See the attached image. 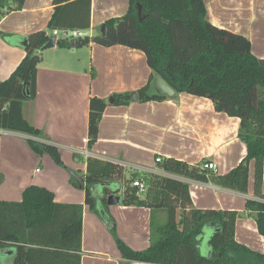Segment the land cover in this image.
I'll return each mask as SVG.
<instances>
[{"label":"trees","instance_id":"1","mask_svg":"<svg viewBox=\"0 0 264 264\" xmlns=\"http://www.w3.org/2000/svg\"><path fill=\"white\" fill-rule=\"evenodd\" d=\"M26 0H0V22L9 13L21 11ZM121 17L105 22L106 33L93 37L104 47L125 46L142 51L152 75L135 93H115L107 101L90 99L88 148L97 143L101 120L109 106L171 99L152 91L156 76L163 78L176 94L187 93L210 99L217 112L240 120L239 138L247 155L226 174L207 170L204 161L189 165L173 158L158 164L163 173L212 183L223 189L247 194L250 163H255V199H247L246 211L264 237V59L256 57L251 41L207 20L204 0H128ZM54 13L47 31L22 38L26 56L9 79L0 81V130L42 139L43 131L24 117L25 102L37 96V74L41 52L50 41L49 31L91 28L92 0H53ZM1 36H4L0 32ZM9 38V35H6ZM10 40V39H9ZM73 41L60 39L62 48ZM31 150L49 155L65 168L58 147L28 139ZM71 176L72 185L85 191V205L108 224L118 250L127 262L145 264H264V253L237 242L239 213L230 210L198 209L193 206L189 184L178 178L150 174L143 180L122 164L89 157L87 171ZM2 175L0 174V184ZM144 182V194L134 186ZM103 190L100 197L94 189ZM120 197V206L161 209L163 224L151 225L150 245L138 251L117 236L116 222L108 197ZM82 204L57 202L55 194L38 185L27 187L20 202L0 200V264H81L83 240Z\"/></svg>","mask_w":264,"mask_h":264},{"label":"crops","instance_id":"2","mask_svg":"<svg viewBox=\"0 0 264 264\" xmlns=\"http://www.w3.org/2000/svg\"><path fill=\"white\" fill-rule=\"evenodd\" d=\"M204 1L210 23L247 37L254 55L264 59V0ZM128 9V0H92L91 28L87 31L94 33ZM53 13V0H26L21 11L1 20L0 32L5 37L0 35V81L9 79L26 56L21 39L47 31ZM54 32L49 33L51 37ZM93 37L79 48L56 45L41 52L37 96L25 102L23 114L44 137L0 130V200L20 202L27 187H45L55 194L57 202L84 205L81 264H145L123 259L109 226L85 205V192L72 185L71 176L84 175L88 158L96 157L122 164L141 180L150 174H163L187 182L195 208L238 212L237 242L264 253V237L246 211L247 199L256 198L254 161L250 163L247 194L171 176L158 168L157 158L162 162L173 158L189 165L209 161L216 165V173L226 174L246 157V144L239 138L240 120L217 112L210 99L175 93L163 102L109 106L101 120L98 141L89 150L90 99L109 101L115 93H135L148 84L153 73L142 51L120 45L104 47L94 43ZM152 86L156 91V84ZM28 139L58 147L66 168L49 155L35 154ZM109 211L117 236L138 251L149 247L151 225L166 221L161 209L117 205Z\"/></svg>","mask_w":264,"mask_h":264},{"label":"water","instance_id":"3","mask_svg":"<svg viewBox=\"0 0 264 264\" xmlns=\"http://www.w3.org/2000/svg\"><path fill=\"white\" fill-rule=\"evenodd\" d=\"M106 33V25L103 24L101 27V34L104 35ZM91 40L90 37H85L83 39H79L73 42V47L75 48H79L84 46L85 44L89 43ZM58 40L56 36H52L50 41L44 46V49H48V48H53L57 45ZM26 42H23V46H26ZM156 88L158 90H160L162 93H164L165 95L169 96V97H173L175 95V89L173 87H171L163 78H161L160 76H156ZM133 99L136 101L137 97L134 96ZM77 179L79 180L80 184H83V180L80 179L79 177H77ZM107 204L109 207L112 206H117L120 204V197L117 195H111L108 197V201Z\"/></svg>","mask_w":264,"mask_h":264},{"label":"built area","instance_id":"4","mask_svg":"<svg viewBox=\"0 0 264 264\" xmlns=\"http://www.w3.org/2000/svg\"><path fill=\"white\" fill-rule=\"evenodd\" d=\"M60 34H62V36H63L62 39H68V40L72 39L74 41L79 40V39H83L86 36V33L84 31H81V30H60V31L56 30L54 32V36H56L58 40L61 38ZM157 162L161 163L162 159L157 158ZM204 168L207 170L215 171L216 165L212 162H207L204 164ZM134 186L139 189V192L141 194H144L147 190L146 184L144 182H141L138 180L134 182Z\"/></svg>","mask_w":264,"mask_h":264},{"label":"rangeland","instance_id":"5","mask_svg":"<svg viewBox=\"0 0 264 264\" xmlns=\"http://www.w3.org/2000/svg\"><path fill=\"white\" fill-rule=\"evenodd\" d=\"M52 31H49V33H51ZM85 33H86V36L85 37H93L94 35H99L100 33H101V29H96L95 30V32L94 33H90L89 31H84ZM60 37L62 38L63 36H62V34H60ZM58 40V39H57ZM70 40H72V39H70ZM64 168V167H63ZM66 168V167H65ZM159 175H163V174H159ZM164 176V175H163ZM85 192V191H84ZM102 192H103V190L101 189V187H100V189L98 188V189H94L93 190V195L94 196H96V197H99V196H101L102 195ZM107 226H108V224H107ZM149 239V238H148Z\"/></svg>","mask_w":264,"mask_h":264}]
</instances>
